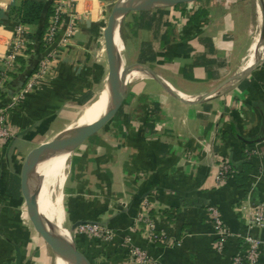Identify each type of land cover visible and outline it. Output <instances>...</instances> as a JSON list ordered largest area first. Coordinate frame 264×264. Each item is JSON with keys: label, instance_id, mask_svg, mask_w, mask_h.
Segmentation results:
<instances>
[{"label": "crops", "instance_id": "obj_1", "mask_svg": "<svg viewBox=\"0 0 264 264\" xmlns=\"http://www.w3.org/2000/svg\"><path fill=\"white\" fill-rule=\"evenodd\" d=\"M21 1L0 0V264H15L16 246L20 264H55L22 212L18 151L24 142L40 144L71 114L74 120L103 89L106 24L99 0H77L70 14L66 8L63 19L74 30L56 68L19 97L58 0H40L39 21L24 24L16 70L3 71L1 56L22 24L15 10ZM198 3L120 19L126 65L139 73L126 79L112 126L68 153L65 177L75 222L114 231L110 243L91 232L75 235L93 264H132L133 246L152 264H229L235 255L242 264H264V227L252 224L254 209L264 211V0ZM222 161L230 171L218 178ZM213 210L225 238L214 230ZM247 235L257 240L253 259Z\"/></svg>", "mask_w": 264, "mask_h": 264}, {"label": "water", "instance_id": "obj_2", "mask_svg": "<svg viewBox=\"0 0 264 264\" xmlns=\"http://www.w3.org/2000/svg\"><path fill=\"white\" fill-rule=\"evenodd\" d=\"M197 0H143L141 2H131L129 0H118L113 4L110 13L108 14L106 27L103 32L104 43L107 55V76L111 83L113 100L105 113L95 121L79 126L65 135L58 138L52 145L42 147L40 144L32 148L25 157L21 165L20 171V188L24 198L28 217L33 228L40 234L42 239L48 244L51 250L58 253L71 261L74 264H90L85 254L75 245L72 236L71 244L60 240L54 236L43 218L34 189L30 185V180L33 177L37 166L44 161L52 159L62 151L72 150L82 143L87 137L97 132L111 117L115 115L121 103L126 97V79L127 74L132 67L126 65L122 70H118V46L115 42V22L119 15H124L129 11L147 10L157 7H172L179 3H188ZM81 222H75L71 225L74 229ZM70 230V229H69ZM71 232V230H70ZM72 234V233H71ZM21 252L16 246V262L20 264Z\"/></svg>", "mask_w": 264, "mask_h": 264}, {"label": "built area", "instance_id": "obj_3", "mask_svg": "<svg viewBox=\"0 0 264 264\" xmlns=\"http://www.w3.org/2000/svg\"><path fill=\"white\" fill-rule=\"evenodd\" d=\"M77 0H58L51 10L50 15L43 32L41 41L42 54L32 71L28 74L22 87V93L19 97L25 96L34 91L41 83L48 79L56 68L60 58L62 49L66 45L72 33V24H67L63 19V14H70L74 3ZM66 8L68 11L66 12ZM66 12V13H64ZM26 29L24 24H18L14 29V39L10 42V46L1 56L5 70L15 65L16 55L19 54L20 48L25 44ZM1 125V117H0ZM230 171V163L222 161L219 170L218 178L225 177L226 173ZM212 209V208H211ZM213 226L215 232L219 235V238H225L228 236V230L225 228L220 216L215 210H213ZM252 224L259 227H264V211L261 205H258L253 211ZM86 229L94 235L104 236L105 238L113 237L114 231L105 225H100L95 222L86 223ZM245 240L249 243V249L247 251L248 258L253 259L256 254L257 240L247 235ZM130 256L132 264H152L149 262V258L144 250L133 246L130 248ZM229 264H242V257L235 255L229 261Z\"/></svg>", "mask_w": 264, "mask_h": 264}, {"label": "bare ground", "instance_id": "obj_4", "mask_svg": "<svg viewBox=\"0 0 264 264\" xmlns=\"http://www.w3.org/2000/svg\"><path fill=\"white\" fill-rule=\"evenodd\" d=\"M129 1L141 2L143 0ZM120 19H122V15H119L115 22V42L118 46V70H122L126 66L125 56L123 54L122 45L118 35ZM138 73L139 72H137L136 69L130 70V72L127 74V81L133 79ZM112 100L113 93L111 83L107 76L103 89L100 91L96 99L91 101L86 105V107H84V109H82L80 114L76 117V121L69 124L65 123V126L61 130L55 132L50 142L51 144H47L42 147H48L52 145L58 138L70 132L71 130L79 126L89 124L98 119L109 108ZM68 153H71V151L66 149L52 159L41 162L37 166L36 171L30 180V185L36 193L40 212L43 218L46 220L51 233L60 240L71 244L72 234L67 228L66 216L63 214V212L59 211V206L61 207L60 185L62 180L66 177L67 161L70 157ZM71 263L74 264L73 261L60 254L55 256V264Z\"/></svg>", "mask_w": 264, "mask_h": 264}, {"label": "rangeland", "instance_id": "obj_5", "mask_svg": "<svg viewBox=\"0 0 264 264\" xmlns=\"http://www.w3.org/2000/svg\"><path fill=\"white\" fill-rule=\"evenodd\" d=\"M118 0H99V5H98V7H99V9H100V12H101V18H100V22H101V25L104 27L105 26V24H106V21H107V17H108V14L110 13V11H111V9H112V6H113V4H115L116 2H117ZM199 3H198V0L197 1H193V2H188V3H179V4H177V5H174V6H176V7H178V8H184V7H186L187 9L189 8V9H192V8H194V7H196L197 5H198ZM173 7V6H172ZM90 14V13H89ZM88 14V15H89ZM11 17H13V18H15L16 16L14 15V12H12V13H10L9 14ZM65 17V16H64ZM44 32V31H43ZM43 32H42V36H41V41H42V37H43ZM24 39H25V36H24ZM102 42H103V39H102ZM105 54V53H104ZM21 54H17L16 55V58H21ZM131 67L133 68V65H131ZM2 70L4 71L5 70V65H2ZM10 72H12V70H16V68L15 67H11L10 68ZM6 72V71H5ZM102 85H103V83H102V79H101V82H100V84H99V90L101 89V87H102ZM126 89H127V86H126ZM98 90V91H99ZM118 111V110H117ZM80 114V113H79ZM118 114H120V112L118 111V112H116L115 113V115L113 116V117H111L107 122L108 123H106L105 125H103L99 130L100 131H98V133L97 134H99V133H103V131H104V129H106V128H109V125L111 124L110 122L112 121V120H115L116 118H117V115ZM71 116H72V114H71ZM71 116H69V117H67L66 119L68 120V121H64V123H58L57 125V127L56 128H54V129H57V130H54V129H52L51 131V133H50V135L47 137V138H44L43 139V141L40 143V146H44V145H47V144H51L50 142H51V140H52V138H53V136H54V134H55V132H57V131H59V130H61L65 125V123H73V122H75L76 120V118L74 119V120H71L72 118H70ZM70 119V120H69ZM112 125H110V127H111ZM46 142V143H45ZM38 142L37 141H35V142H24L22 145H20V148H19V150L20 151H18V152H20L21 153V158L19 159L20 160V162L21 163H23V161L25 160V157H26V155L28 154V152L32 149V148H34V147H36V146H38V144H37ZM74 150H75V148L74 149H72V150H70L71 151V156H72V154H76L77 153V151H76V153H74ZM20 171H21V169H20ZM19 179H20V175H19ZM64 180L65 179H63L62 180V183H61V185H60V191H61V195H60V205H61V207L59 206V211L60 212H63V214L66 216V225H67V228H68V230L70 229L71 230V233H72V236H73V238H74V242H75V245L77 246V244H76V241H75V235L76 234H78V235H81V234H83V235H89L88 234V232H89V230L88 229H86V226H84L86 223H82V224H80V225H77L74 229H71V225L75 222V217L71 214L72 213V210H71V206H70V200H69V196H68V191H69V184H70V176H67V180H65V182H64ZM71 189V188H70ZM20 190H21V188H20ZM75 194V193H74ZM74 196H76V197H79L80 195H79V193H77V194H75ZM22 212H24V214L25 215H27L28 216V213H27V208H26V204H25V201H24V206H23V211ZM29 218V217H28ZM29 220V223L30 224H32L31 223V221H30V219H28ZM78 235H76V236H78ZM97 236V235H96ZM98 237H100V238H102L103 240H106L108 243H110L111 242V240H112V238L113 237H110V238H105L104 236H98ZM42 244L44 245V246H46L47 248H49L50 249V247L48 246V244L45 242V241H42ZM54 254H55V256H57L58 255V253H55L54 252ZM87 257V256H86ZM91 257V256H90ZM91 259V258H90ZM90 259L87 257V260L89 261V263L90 264H93V263H91V261H90Z\"/></svg>", "mask_w": 264, "mask_h": 264}, {"label": "trees", "instance_id": "obj_6", "mask_svg": "<svg viewBox=\"0 0 264 264\" xmlns=\"http://www.w3.org/2000/svg\"><path fill=\"white\" fill-rule=\"evenodd\" d=\"M43 7H44V4L40 0H23L15 8V10L18 12L19 19H20L19 21L22 24H36L41 17ZM247 165L248 164L245 165L244 172L240 173V178H243V174L245 173V170L247 169Z\"/></svg>", "mask_w": 264, "mask_h": 264}]
</instances>
